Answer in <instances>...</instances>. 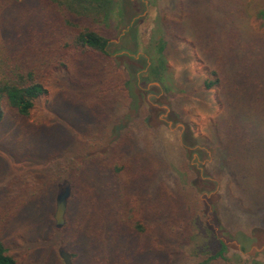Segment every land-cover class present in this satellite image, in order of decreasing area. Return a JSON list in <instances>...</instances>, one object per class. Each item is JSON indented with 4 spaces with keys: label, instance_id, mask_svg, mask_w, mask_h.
I'll use <instances>...</instances> for the list:
<instances>
[{
    "label": "trees",
    "instance_id": "trees-1",
    "mask_svg": "<svg viewBox=\"0 0 264 264\" xmlns=\"http://www.w3.org/2000/svg\"><path fill=\"white\" fill-rule=\"evenodd\" d=\"M126 1L0 0L1 139L9 144L3 138L8 133L2 131L13 124L30 136L38 133V139L50 125L64 122L68 127V134L64 131L52 142L46 168H34L45 160L46 145L33 140L21 146L19 157L30 167L12 179L0 228L20 222L19 212L32 206L25 212L31 223L30 216L38 213L36 201L50 196V189L56 190L65 177L70 187L67 216L72 205L80 211L75 239L64 248L71 264H177L183 244L191 238L189 212L210 217L204 225L214 239L192 264H230L234 251L252 264H264V9L251 14L247 0L177 1L172 10L165 6L163 33L175 42L180 34H188L205 72L189 95L212 92L219 105L203 131L195 134L175 103L177 93L164 87L158 98L169 107L167 119L183 124L177 165L189 176L179 187L168 166L154 183L156 170L143 163L158 139L142 114L156 117L158 107L141 106L148 91L138 86L135 74L147 66V59L133 57L131 48L113 55L128 33L118 43L110 40L126 26L136 45L133 19L144 3L133 0L140 9L124 14ZM193 11L195 17L190 15ZM155 56L142 79L162 83L170 66L157 58V52ZM131 86L139 90L136 109L131 108ZM49 89H55L69 112L56 110L54 119L30 122L36 102ZM157 121L159 130L163 121ZM112 132L116 137L102 148ZM139 150L147 153L141 160L136 158ZM193 152L212 158L202 173L190 162ZM160 157L165 160L163 154ZM202 193L212 194L201 199ZM35 216L31 241L43 246L55 235L53 218L48 212L40 224ZM64 219L67 228L71 222ZM1 233L0 264H23L12 239Z\"/></svg>",
    "mask_w": 264,
    "mask_h": 264
},
{
    "label": "rangeland",
    "instance_id": "rangeland-1",
    "mask_svg": "<svg viewBox=\"0 0 264 264\" xmlns=\"http://www.w3.org/2000/svg\"><path fill=\"white\" fill-rule=\"evenodd\" d=\"M142 1L144 3V8L142 12L135 16L133 19L136 20L134 24V29L136 28L135 47L132 29L128 28L127 26L122 29L118 37L111 39L110 42L118 43L122 37V34L126 31V33L128 34H124L127 38H124L125 41L122 45V48H118L119 50L115 49L113 55L128 53L127 51L135 49V51L130 54L135 58H138L140 56L145 57L148 61V66L151 61V56L156 57L155 55L157 52V58H161L162 60L166 59L165 63H168V65L170 66L169 72H167V74L165 73V78L162 80L163 84L160 80L143 81L142 78L148 76L147 66L137 70L135 74L137 77L138 86L141 89L148 91L147 94L144 93V95L142 96V108H149V110H151V107H158L156 109V117H153V113L147 112L142 114L144 115V118L149 126L153 129L152 132H156V136L158 139V142H156L155 144L156 147L154 150L156 152H151L150 155H148L147 159L143 158V160L145 161L143 163H146L147 165L152 167L153 170H156L157 174L153 180L154 183H158L160 181L162 176L160 174L162 173L161 170L164 169V174L167 173L166 169L168 166V168L173 171L176 176L177 181L175 182H179V187H182L185 184L187 177L189 176L188 171L183 168H179L177 165V162L181 157L179 143L183 130V124L180 122L174 124L172 121L167 119V112L169 111V107L165 102H158V98L163 93L164 87L167 89H172L173 92L177 93L179 97L176 96L177 100L175 101V103L180 104L181 110L184 112V116H186L187 120L190 121V126L195 134H199L203 131L207 119L210 116L214 115L216 111H218L219 105L217 103L215 94L212 92L205 95H202L200 93H197L196 96L193 94H191L192 96L189 95V90L192 91L193 86L198 83L195 82L196 79L200 82V80L205 76V72L198 62L197 51L191 45V37L186 33L180 34L181 40L175 42L171 41L169 37L166 36L165 33H163L164 30L162 27V16L165 15V10H172V6L175 2H184L186 0ZM165 6H168L167 9H165ZM247 6L248 11L253 14L259 9H264V0H247ZM127 8L128 10H126ZM134 8L135 10H139L140 4L137 2L133 3V0H127L124 14H128L127 11H132V9ZM190 15L194 16L195 11H193V14L190 12ZM117 22L118 18L116 16L115 19H113V23L116 24ZM114 48H116V46L111 45V49ZM154 85H156L159 90L152 88ZM132 87L133 86H131V88ZM185 89L187 90L186 93H184ZM181 91H183V94H179V92ZM138 92V88L133 87L131 108L136 109L138 107ZM58 96L59 95H56L55 89H49L48 95L44 96L42 99L36 102L35 108L31 113L32 116L30 118V122L40 119H42V121H45L48 118L54 119L56 117L55 115H57V113L55 112L56 110H58L59 112L63 111L64 113L69 112V109L65 105H63V101L59 100ZM180 96H182V98H180ZM142 108L140 109V112ZM162 109H165L166 111H162ZM157 119H161L163 121V124L160 125V129L158 128L159 130L156 129L158 127ZM6 127V132H4L3 129L2 133H8V135H3V138L6 139V142L9 144H4L5 140L1 139L2 137H0V214L6 210V207L4 205L6 204L4 198H6L7 192L10 191L11 188H13L12 179L15 178L18 174H21L23 171H25L27 167H30L28 165H25V163L19 157V155H22L23 153V151L20 150L21 146L26 142L28 143V141H31L32 143L33 140L34 142L37 141V144L40 143L43 144V146L46 145L49 148V151H46L47 156L44 157L45 160H43L41 164H38L37 162L38 165H34V168L36 169L46 168L50 166L49 158L52 157L53 152L51 148V146L53 145L52 142L62 137L64 135V131L66 134H68L66 129L68 127L64 124V122H61V124L59 125H50L43 134L41 132L42 135L39 139L37 132V135L30 136L26 132H23L20 127L18 128L14 124L12 126L9 125ZM17 129H20V131H17ZM116 135V132H112L110 135H108L102 143V148L113 141ZM63 150L66 149L64 148ZM63 150L60 152H63ZM87 152L88 154L91 153L92 148H90V150ZM135 152L137 153L136 158L139 159L138 157L140 156V160L142 158L141 156H143L142 153L144 155L147 154L144 150ZM162 154L165 160L160 157L162 156ZM207 154L210 155V151H208ZM16 155L18 158L16 157ZM131 155L133 159H135L133 154ZM208 155L203 156L198 152H193L190 157V162L196 165L202 173L203 166L206 165V161L212 160V158ZM79 160H81V157L79 158ZM66 181L67 179L64 177V179L57 184L56 190L52 191V188L50 189V196L46 194L45 196L47 198L43 196L36 201L34 205H37V208L35 210L38 213L36 214V216L34 215L35 213L32 215L35 216L38 223L43 224L44 220L47 219L48 212L51 213V216L53 218L56 194L59 188L64 183H67ZM211 194L212 193H202L201 199H209ZM11 202H14V200H11ZM32 210V206L29 208H24L21 211L20 209H18L21 216V218L19 219L20 222L15 225H6V227L0 228L2 230L1 234L7 238L12 239L14 252H16V254L21 258L23 264H63L62 258L59 256V259L57 255H59L60 248L64 249L67 247V243H73L76 235L75 225L80 211L78 213L77 207L74 205H72V207L68 209L69 216H67V211H65L64 217H68L71 222V224L67 228L64 226V224H66V219L61 227H56L53 219V225L55 228V235L53 237V240H51V242L43 244L42 246V244L40 243L34 244V242L31 241V230L34 227L32 223L33 216H30L31 223H29V218H25V212L28 211V213H30ZM186 217L188 218L189 224V227L187 228L188 235H190L191 238L190 241L183 244L182 257L181 259H179L180 261H176L177 264H192L194 262L192 258H194L197 254H200L203 251L207 250L209 247H212L214 241V239L210 235L209 230L204 225V220L209 221L210 217L204 219V216L201 213L193 215L190 212ZM37 218L40 219L38 220ZM79 218H81V216ZM41 229L44 228L42 227ZM215 230H217V227H215ZM33 247L34 250L32 251L30 248ZM229 260L230 264H252V262L248 261L245 256L237 254L236 251L229 254Z\"/></svg>",
    "mask_w": 264,
    "mask_h": 264
},
{
    "label": "water",
    "instance_id": "water-1",
    "mask_svg": "<svg viewBox=\"0 0 264 264\" xmlns=\"http://www.w3.org/2000/svg\"><path fill=\"white\" fill-rule=\"evenodd\" d=\"M70 194V187L64 183L58 190L55 197V209L53 212V219L56 227H61L64 224V214L66 211L67 199ZM59 255L63 260V264H71L70 255L67 251L60 248Z\"/></svg>",
    "mask_w": 264,
    "mask_h": 264
}]
</instances>
